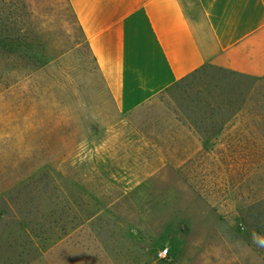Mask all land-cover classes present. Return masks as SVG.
<instances>
[{
    "label": "rangeland",
    "instance_id": "obj_1",
    "mask_svg": "<svg viewBox=\"0 0 264 264\" xmlns=\"http://www.w3.org/2000/svg\"><path fill=\"white\" fill-rule=\"evenodd\" d=\"M224 80L264 81L210 66L193 87L209 97ZM164 98L121 113L67 0H0V264H169L156 252L180 238L264 264L241 217L264 167L209 156L186 181L156 134Z\"/></svg>",
    "mask_w": 264,
    "mask_h": 264
},
{
    "label": "crops",
    "instance_id": "obj_2",
    "mask_svg": "<svg viewBox=\"0 0 264 264\" xmlns=\"http://www.w3.org/2000/svg\"><path fill=\"white\" fill-rule=\"evenodd\" d=\"M67 1L121 113L203 65L264 76V0H194L205 36L183 0ZM175 244L169 264H257L205 243Z\"/></svg>",
    "mask_w": 264,
    "mask_h": 264
},
{
    "label": "trees",
    "instance_id": "obj_3",
    "mask_svg": "<svg viewBox=\"0 0 264 264\" xmlns=\"http://www.w3.org/2000/svg\"><path fill=\"white\" fill-rule=\"evenodd\" d=\"M207 67L210 65L197 68L125 114L154 100L162 101L166 95L174 99L171 115L160 122L156 134L165 149L176 151L180 163L175 167L188 182L191 169L201 168L200 160L203 163L209 156L222 158L237 153L244 160L254 158L258 169L264 167V81L249 85L240 80H224L205 97L203 88L193 86ZM226 72L234 78L241 76ZM241 217L249 229L264 234V196L245 206Z\"/></svg>",
    "mask_w": 264,
    "mask_h": 264
},
{
    "label": "built area",
    "instance_id": "obj_4",
    "mask_svg": "<svg viewBox=\"0 0 264 264\" xmlns=\"http://www.w3.org/2000/svg\"><path fill=\"white\" fill-rule=\"evenodd\" d=\"M156 256L160 260L171 261L172 256L167 248H161L156 252Z\"/></svg>",
    "mask_w": 264,
    "mask_h": 264
}]
</instances>
